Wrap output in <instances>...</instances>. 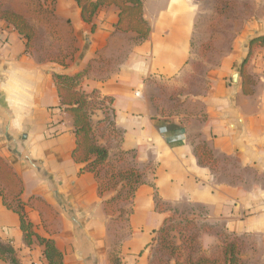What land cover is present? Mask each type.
I'll list each match as a JSON object with an SVG mask.
<instances>
[{"label": "crops", "instance_id": "0c3cea01", "mask_svg": "<svg viewBox=\"0 0 264 264\" xmlns=\"http://www.w3.org/2000/svg\"><path fill=\"white\" fill-rule=\"evenodd\" d=\"M31 1L53 8L57 38L20 7ZM141 1L150 34L139 43L116 30V6L88 24L74 0H0V12L24 16L37 32L28 48L0 19V158L22 181L27 219L63 264H112V205L128 215L120 264H156L158 232L175 215L207 229L199 256L220 257L236 241L243 264H264V47L245 66L250 94L240 73L250 40L264 35V0ZM84 72L79 90L112 102V133L96 141L111 163L127 161L143 176L130 201L108 204L119 188L100 196L99 180L73 159L74 119L54 77ZM0 242L15 252L0 264H48L1 196Z\"/></svg>", "mask_w": 264, "mask_h": 264}, {"label": "trees", "instance_id": "16d2710c", "mask_svg": "<svg viewBox=\"0 0 264 264\" xmlns=\"http://www.w3.org/2000/svg\"><path fill=\"white\" fill-rule=\"evenodd\" d=\"M55 1L53 0V2ZM74 1L80 8L82 19L85 23L92 24L100 8L116 6L119 9V21L115 26L118 32L136 34V40L139 43L144 42L150 34V27L143 17V2L141 0ZM0 19L14 26L18 33L27 40V47H31V44L35 41L36 33L24 16L6 11L0 12ZM94 30L93 26L92 32ZM257 47H264V35L256 36L250 40L248 53L240 68V73L244 77V89L247 94L251 93V90L247 88L252 83L247 79L245 66L253 50ZM86 75L87 72L75 76L55 75L54 77L62 106L74 119L76 148L73 152V159L75 163L84 165L80 173H93L99 180L100 196L111 189L119 188L117 195L108 201V204L119 200L130 201L134 197L137 189L142 185L143 176L131 166H123L117 173H113L110 178L107 179L106 177L107 180L103 179V168L110 166L112 163L110 162L107 148L98 144L93 139L92 117L95 111L99 110L104 112L105 110H109L112 102L111 99L102 97L96 92L87 94L79 90L80 82ZM202 152L204 159H210L212 157L211 152L207 148L204 147ZM0 186L4 187V190L0 189V196L3 198L4 205L20 217L21 230L24 234L26 245L31 246L33 244V238H36L39 244L44 247V256L48 264H63V254L57 249L55 242L51 239L41 237L34 232L32 223L27 219L25 203L20 200L23 192L22 181L2 158H0ZM171 222L172 220H170ZM170 223L166 221L164 227L158 232L159 246H163V243H166L165 235L167 234V227ZM167 244L171 250V258L165 264H169L171 259L175 260V264H243L239 259L240 249L236 241L225 242L220 257L187 256L183 261L181 258L182 255H176V251L181 247L174 243ZM6 254L13 256L15 252L12 247L3 245L0 242V259L5 260ZM111 258L112 264H120L117 253L112 254Z\"/></svg>", "mask_w": 264, "mask_h": 264}, {"label": "rangeland", "instance_id": "374dc122", "mask_svg": "<svg viewBox=\"0 0 264 264\" xmlns=\"http://www.w3.org/2000/svg\"><path fill=\"white\" fill-rule=\"evenodd\" d=\"M20 7L24 12H26V15L28 17L30 16L34 18V24L37 25L38 28H40L42 34L48 32L51 35L50 37H48L49 40L50 38L58 37L57 34L59 24L54 18V10L52 7L48 9H41V5H39L36 1L21 3ZM35 33L37 38V32ZM42 40H45L46 42V38ZM70 52L71 49H68V53ZM94 115H97V117H92V123L96 127V132L95 134L93 133V139L96 141L95 136L102 137V135L106 136L107 134H111L112 127L110 126L108 110H105L104 112L99 110L95 111ZM98 117L101 120H97ZM127 164V161H118L110 164V166L103 168V179H106V177L107 179L110 178L113 173H117V171H119V169H122L123 166L128 167L129 165ZM110 209L111 214L113 213L116 217L115 227L112 228V232L115 235V245L112 250V254H119L124 233L128 229V215L124 212H122V214H119L120 212L117 211V208L114 205H112ZM173 220L174 222H171L167 227V234L165 235L166 243H163V246L158 245L156 248V258L154 260L156 264H165L166 261L171 258V250L168 248L169 245L167 243H174L175 245L181 247L176 251V255H182L181 258L185 259L187 256L198 257L199 255H201L200 253L202 251V247L200 245V236L202 232L206 231L207 229L201 224V222L196 223L195 219H193L192 217L175 215ZM226 235L227 234L225 233H220L222 239L225 238ZM214 254H216V252Z\"/></svg>", "mask_w": 264, "mask_h": 264}, {"label": "water", "instance_id": "95a60500", "mask_svg": "<svg viewBox=\"0 0 264 264\" xmlns=\"http://www.w3.org/2000/svg\"><path fill=\"white\" fill-rule=\"evenodd\" d=\"M236 76H237V75H234V79H236Z\"/></svg>", "mask_w": 264, "mask_h": 264}]
</instances>
